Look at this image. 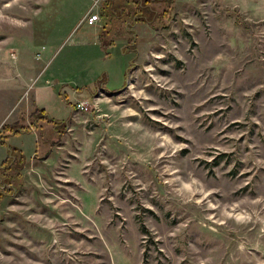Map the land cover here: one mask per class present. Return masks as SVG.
Returning <instances> with one entry per match:
<instances>
[{
  "label": "rangeland",
  "instance_id": "374dc122",
  "mask_svg": "<svg viewBox=\"0 0 264 264\" xmlns=\"http://www.w3.org/2000/svg\"><path fill=\"white\" fill-rule=\"evenodd\" d=\"M106 1L0 0V157L28 155L0 182V264H264V0L117 10L104 58L77 24ZM42 71L106 90L55 127Z\"/></svg>",
  "mask_w": 264,
  "mask_h": 264
},
{
  "label": "crops",
  "instance_id": "0c3cea01",
  "mask_svg": "<svg viewBox=\"0 0 264 264\" xmlns=\"http://www.w3.org/2000/svg\"><path fill=\"white\" fill-rule=\"evenodd\" d=\"M82 19L77 24V28H81L82 26L86 25L85 31L82 35V39L88 38V40H83L82 42H84L85 44H88V42H93L94 46L98 49V52L105 54L104 58H110L111 52H116L114 50L117 48L118 42H114V44L108 46L106 50L105 48H103L101 44V34L103 33L105 25L100 24L102 18L93 26H89L86 23L81 24ZM107 52L108 54H110L108 55L109 57H106ZM118 53H121L125 58L128 57V54H124L122 50ZM43 71L40 73L38 80H36L32 85L34 104L37 109L43 110L47 116L61 123H70L75 114V104L77 102L88 101L90 97L96 96L95 92L106 90L101 88L99 84L97 85V74L92 76V82L86 80L82 82L84 84H82L81 86H76V88L70 87V89H68L67 84V86L64 85L59 87V83L55 82L54 78H46V80H44L45 74H43ZM30 136H32V134H30ZM16 147L21 149L25 157L28 158L27 153L23 149V144L22 147L21 145H18ZM3 152L4 151L2 150L0 163L7 159V156H5Z\"/></svg>",
  "mask_w": 264,
  "mask_h": 264
},
{
  "label": "trees",
  "instance_id": "16d2710c",
  "mask_svg": "<svg viewBox=\"0 0 264 264\" xmlns=\"http://www.w3.org/2000/svg\"><path fill=\"white\" fill-rule=\"evenodd\" d=\"M152 2H165V3H168L169 5H172L175 2V0H126L125 3L122 5L117 4L116 0H107L101 9L102 18L105 22L104 23L105 28L103 30V33L101 34V44L103 48H105L106 50L108 46H111L114 44L113 40H110L108 43L105 41V36H106L105 33L106 34L108 33L107 24L112 23L111 21L115 17H119L118 15H115V12L117 10H119L121 15L125 18L134 19V21L136 22L137 21L148 22L150 24L151 22L147 20V16L155 13L154 9L150 7L151 6L150 4ZM107 55H108V52H107ZM39 111L42 113V118H45V120H47L49 123H53L55 127L62 126V125L67 127L69 124L68 122L61 123L59 121L54 120L53 118L47 116L43 110L39 109ZM4 130L8 132L11 131L9 135L7 136H11V135L16 136V135H20L23 133L31 132L30 129H28L27 127H23V126L18 129L17 128L14 129V127H11V126H5ZM0 140L4 144L7 140V137H3V138L1 137ZM26 160L27 159L25 155L23 154V152L21 151V149H19L18 147L11 148L10 155L0 165V177L5 176V180L0 178V182L2 183V185L5 186V188L8 186L7 181L11 180L10 177L8 178L7 173L10 171H16L18 172V176H20V172L24 164L26 163ZM4 186H0V187L3 188ZM10 190L11 188L8 189V191Z\"/></svg>",
  "mask_w": 264,
  "mask_h": 264
},
{
  "label": "built area",
  "instance_id": "2783aa9c",
  "mask_svg": "<svg viewBox=\"0 0 264 264\" xmlns=\"http://www.w3.org/2000/svg\"><path fill=\"white\" fill-rule=\"evenodd\" d=\"M100 15L98 13H89L87 14L81 21V24L83 23H86L87 25L89 26H93L95 25L97 22L100 21ZM39 57H40V54H39ZM75 108L79 111H87L88 108H87V103L86 102H77L75 104Z\"/></svg>",
  "mask_w": 264,
  "mask_h": 264
}]
</instances>
